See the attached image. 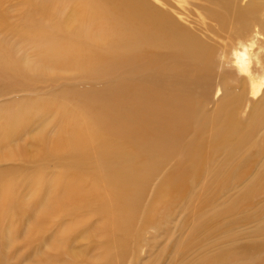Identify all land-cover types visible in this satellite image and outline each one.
I'll return each mask as SVG.
<instances>
[{
    "label": "bare ground",
    "instance_id": "6f19581e",
    "mask_svg": "<svg viewBox=\"0 0 264 264\" xmlns=\"http://www.w3.org/2000/svg\"><path fill=\"white\" fill-rule=\"evenodd\" d=\"M15 1L20 18L19 42L32 52L29 61L21 68L19 78L29 76L36 81L52 82L62 76L63 71L72 70V66L74 71L86 74L102 66L101 59L108 62L105 54L83 46L89 38H84L82 33L88 35L89 27L96 20L109 16L107 12L114 8L129 10L137 25L157 34L150 37L152 33H148L145 36L150 40L146 37L144 40L152 44V49L156 47L157 60L162 54L171 56L168 58L172 59L171 62L165 61L169 67L172 63L177 68L170 73V82L179 83L180 87H187L190 83L192 89L203 76L207 87L214 77L215 66L228 70L220 71L217 85L212 82L209 89L206 88L208 95L213 93L214 89L210 91L213 85L216 91L221 92L219 96L217 94L218 100L214 105L215 114L219 116L209 126L211 137L206 147L191 161L194 174L191 175L190 188L189 184L181 185L177 175L172 174L176 170L173 169L156 185L152 201L141 218L140 209L136 210L135 206L140 187L145 192L150 183L151 173L145 167L150 160L149 153L139 151L135 144L118 133H110L102 124L105 112L101 106L83 99L69 100L64 92L52 98L22 97L2 106L0 164L14 162L0 167V229L2 227L3 232H7L10 226L18 227L20 220L33 210L46 208V204L42 207L44 196L52 188L53 203L47 211H40L26 247L38 246L50 231L65 225L64 245L76 237H84L87 250L98 254L99 264H128L132 256L138 257L146 235L150 231L158 233L162 230L165 221L175 217L179 206L187 200L191 201L192 219L199 218L227 190L244 184V188L226 200L212 217L193 224V227H190L192 221L186 220L181 227L183 233L174 245L176 254L190 250L195 241L207 233L214 238L220 235L221 231L215 228L223 220L256 209V203L259 204L257 197L264 195V26L254 24L249 29L245 27L256 14L264 12V0H206L219 7V13L210 12L212 18L209 15L214 32L222 19L227 18L234 24L236 36L225 47L209 38L204 46L192 36L180 35L143 0ZM0 17H5L2 7ZM224 23L221 28H224ZM137 32L142 35L144 29L138 28ZM90 41L96 47L100 46L104 53V49L115 47L119 42L110 35L102 40L107 48L100 45L98 36ZM220 49L221 55L217 59L214 55ZM7 58L12 59L8 64L5 62ZM18 60L8 54L0 55V71L15 77L21 66ZM159 66L168 67L164 63ZM185 94V91L181 92L180 100L171 105L172 111L189 101L190 97ZM246 106L247 111L244 110ZM39 123H47L46 128L43 125L44 131L38 136L26 137L42 127ZM257 133L259 137H256ZM243 153H248V157L242 158ZM121 159H127L128 164L124 165ZM220 166L225 168L224 172H218ZM216 173L219 174L216 181L210 185L206 183L207 178ZM30 194L35 196L27 203L26 198ZM87 220L99 222L98 237L87 230V226L90 227ZM4 221H7V227L2 226ZM0 244L4 246L1 239ZM58 249L60 254H67V249ZM82 264H89V260ZM178 264L185 263L179 261ZM200 264H264V261L247 263L235 253H225L204 256Z\"/></svg>",
    "mask_w": 264,
    "mask_h": 264
},
{
    "label": "rangeland",
    "instance_id": "374dc122",
    "mask_svg": "<svg viewBox=\"0 0 264 264\" xmlns=\"http://www.w3.org/2000/svg\"><path fill=\"white\" fill-rule=\"evenodd\" d=\"M143 2L157 12L158 17H162L167 23L173 25L180 35L192 36V39L199 40L204 46L205 41L209 38L225 47L236 36L234 24L227 18L222 19L223 22L220 25L217 24L215 32L211 29L214 24L209 20V15L219 13V7L212 6L206 0H143ZM140 6L143 8L141 4ZM0 7L5 15V17H0V55L8 54L13 58H18L21 64L19 70L15 72V77L0 71V108L20 100L22 97L23 99L28 97L52 98L60 94L63 95V92L69 100L83 99L84 102L101 106L105 112L101 118L102 124L110 133L111 131L118 133L123 139L135 144L139 151L149 153L147 155L150 160L145 167L151 173L150 183L145 192L140 187L139 199L135 206L136 210L140 209V218L152 201L156 185L173 169L176 170L172 174L177 175L176 179L181 185L189 184L190 188L191 175L194 174L191 161L206 147L207 141L211 137L209 126L219 116V114H215L214 105L218 100L217 94L219 96L221 92L216 91V86L213 85L210 91L211 89L214 91L208 95L207 89L212 82L217 85L218 74L220 71L227 72L228 68L223 71L222 68H219L220 66H215L214 77L207 87L205 86L206 78L203 76L192 89L190 83L187 84V87H180L179 83L170 82L172 77L170 73L177 68L172 63L171 67L167 65L165 59L171 56L162 54L161 49L162 55L157 60L156 47L152 49V44L149 45L146 39L144 40L145 37L150 40V37L157 34L149 32V28L146 29V32L145 26L137 25L133 17L131 19L129 10L114 8L107 12L109 16L106 15L105 19L96 20V23L94 22V25L89 27L88 35L85 33V36L82 33L84 38H89L88 43L85 42L83 46L105 54V59L108 58V62L101 59L104 64L101 63L102 66L97 67L98 69L85 72L86 74L74 71L72 66V70L63 71V75L52 82L36 81L29 76L19 78L22 73L21 68L29 61L32 52L28 46L24 47L19 42L18 23L20 18L18 17L19 13L16 12V1L2 0ZM104 21L111 24V27ZM223 23L224 28H221ZM254 24H258L260 27L264 26V12L258 13L250 19L245 28L249 29V26L252 27ZM138 28L142 31L144 29L142 35L137 32ZM148 33H152L150 37L145 36ZM107 35L115 37L119 42L115 47L104 49L106 54L100 50V46L96 47L90 40L98 36L101 38L100 45L107 48V45L102 44V40ZM219 35L222 37L219 38ZM105 41L107 40L105 39ZM136 41L142 46L140 47ZM130 47H132L131 51ZM220 53L221 49L214 56L219 58ZM11 61L12 59L9 58L5 60L7 64ZM168 61L171 62L172 59L170 58ZM161 63L168 67L162 68L159 66ZM175 78L177 77L175 76ZM232 78L234 79V77ZM180 90L182 93L185 91L184 96H188L190 99L181 106L182 108L172 111L171 105L177 100L179 101L180 96H183ZM244 110L247 111L248 107L246 106ZM243 111L239 114L240 116L243 115ZM39 124L42 127L32 131V134L26 137L38 136L47 127V123ZM259 133L256 137H259ZM50 135L53 136L52 133ZM248 155V153H243L242 158L245 159ZM121 161L124 165L128 164L127 159H121ZM11 164L14 162L2 163L0 167ZM261 165L262 163L259 164L258 171ZM219 169L218 172L225 171V168L221 166ZM51 170L53 173L56 172L54 168ZM217 175L219 174L216 173V177L214 175L211 178L208 177L206 183L210 185L215 182L219 177ZM241 186L227 190L216 204L199 218L192 219L189 209L191 201L187 200L179 206V212L175 217L165 221L162 230L158 233L150 231V234L146 235L138 257L132 256L129 259L131 263L128 262V264H178L179 261H184L185 264H200L204 256H221L225 253H235L247 263L264 261V195L257 197L259 204L256 203V209L246 210L219 223L215 230L219 229L221 234L217 237L214 238L213 235L209 236L210 233H207L206 236L196 240L194 247L184 254L182 253L183 255L176 254L174 251V245L183 233L181 227H184L186 220L192 221L190 227H193V224L196 225L212 217L220 211L226 200L233 198L241 188H244V184ZM141 192H144L143 195ZM52 193L53 189L50 188L44 196L42 207L46 204V208L33 210L29 216L20 220L22 226L9 225L7 232H3L1 227L0 239L1 242H4V246L0 244V264H82L88 260L89 264L91 262L98 263L100 260L98 254L94 250H87V240L84 237H76L66 245L62 243L65 225L50 231L44 236L43 243L38 246L31 249L26 247L31 228L38 220L39 214L44 210L47 211L53 203L51 201ZM34 196L35 194H30L26 198V202H31ZM74 196L78 195L75 193ZM6 222H2V226L7 227ZM86 224L90 226L86 225L89 233L98 237L99 222L87 220ZM5 227L3 228L5 229ZM63 248L67 249V254L63 255L57 251V249L62 250Z\"/></svg>",
    "mask_w": 264,
    "mask_h": 264
}]
</instances>
